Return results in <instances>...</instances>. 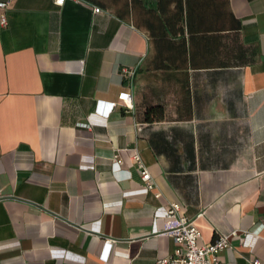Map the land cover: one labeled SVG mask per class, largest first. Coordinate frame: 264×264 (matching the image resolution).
<instances>
[{"label": "crops", "instance_id": "0c3cea01", "mask_svg": "<svg viewBox=\"0 0 264 264\" xmlns=\"http://www.w3.org/2000/svg\"><path fill=\"white\" fill-rule=\"evenodd\" d=\"M0 1V264H264V0Z\"/></svg>", "mask_w": 264, "mask_h": 264}, {"label": "built area", "instance_id": "2783aa9c", "mask_svg": "<svg viewBox=\"0 0 264 264\" xmlns=\"http://www.w3.org/2000/svg\"><path fill=\"white\" fill-rule=\"evenodd\" d=\"M64 0H54V3L61 5ZM9 6V1H0V25L7 26L6 10ZM94 12L102 11L100 7H94ZM133 73L123 70L122 77H129ZM117 101L121 102L123 106L132 111V100L129 92H123L117 97ZM116 102L111 103L108 111L116 107ZM137 133L141 132V126L135 124ZM132 161L140 170L141 181L146 191L153 188L151 175L148 169L142 164L139 156L135 154ZM119 164V161H116ZM161 235L171 238L175 249L173 254L167 258L157 260L155 264H218L219 254L225 251L230 246V237L235 235V232L219 236L216 240L209 244H199L201 234L197 229L194 220H189L183 215L182 207L177 203H172L167 208L164 214V224ZM106 245L110 241L105 242ZM251 264H261L259 261H253Z\"/></svg>", "mask_w": 264, "mask_h": 264}, {"label": "trees", "instance_id": "16d2710c", "mask_svg": "<svg viewBox=\"0 0 264 264\" xmlns=\"http://www.w3.org/2000/svg\"><path fill=\"white\" fill-rule=\"evenodd\" d=\"M149 113H150V110L147 111V113H146V119H147V120L149 119V118H148Z\"/></svg>", "mask_w": 264, "mask_h": 264}]
</instances>
